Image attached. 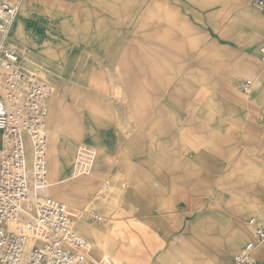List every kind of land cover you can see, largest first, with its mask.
<instances>
[{
  "label": "rangeland",
  "instance_id": "374dc122",
  "mask_svg": "<svg viewBox=\"0 0 264 264\" xmlns=\"http://www.w3.org/2000/svg\"><path fill=\"white\" fill-rule=\"evenodd\" d=\"M18 1L22 0H14ZM58 1L79 5L66 31L56 35L59 41L49 58L48 35L26 34L30 37L12 39L6 46L22 54L21 68L51 87L48 108L52 105L58 114L54 123L78 134L73 158L84 143L115 159L100 201L92 203L101 180H93L84 196L80 187L71 185L69 173L55 184L67 191V196L56 198L72 209H95L105 218L100 223L81 220L96 228L117 225L123 232L108 241L117 246L116 252L96 254L91 247V260L110 256L121 264H154L162 258L192 263L191 255H153L149 241L169 236V230L157 228L163 223L175 230L185 214L214 211L222 213L229 226L250 230V239L237 247L225 240L204 257L210 263L217 256L221 264H231L254 238L249 221L264 220V116L250 103L264 88V63L257 48L264 30L244 14L251 7L264 18L254 0H148V26L139 12L144 1L108 0L99 33L96 22L87 24L81 16L83 0ZM167 20L173 23L166 25ZM249 61L256 63L252 70L243 67ZM245 79L255 85L250 94L239 89ZM46 131L52 141L47 125ZM62 136L68 141L66 134ZM92 137L123 153L129 168L117 153L93 144ZM47 164L49 174L48 159ZM118 170L124 175L121 195L111 192ZM85 180L74 182L85 185ZM79 225L78 220L76 231L81 233Z\"/></svg>",
  "mask_w": 264,
  "mask_h": 264
},
{
  "label": "built area",
  "instance_id": "2783aa9c",
  "mask_svg": "<svg viewBox=\"0 0 264 264\" xmlns=\"http://www.w3.org/2000/svg\"><path fill=\"white\" fill-rule=\"evenodd\" d=\"M253 6L264 15V0H254ZM18 11V2L0 0V264H121L110 256L93 262L89 242L76 231L78 219L100 223L102 212L76 211L48 193L46 120L52 90L21 68L22 54L6 46ZM258 51L264 63V36ZM253 87L250 79L239 84L244 94ZM112 159L89 144L76 150L70 182L101 180L92 203L109 187ZM249 225L255 239L240 248L232 264H260L255 251L264 244V220L252 218Z\"/></svg>",
  "mask_w": 264,
  "mask_h": 264
},
{
  "label": "crops",
  "instance_id": "0c3cea01",
  "mask_svg": "<svg viewBox=\"0 0 264 264\" xmlns=\"http://www.w3.org/2000/svg\"><path fill=\"white\" fill-rule=\"evenodd\" d=\"M14 1V0H12ZM108 0H83L80 4L81 16H84L87 24H93L96 22L97 33L103 30L105 24V11L108 9V4H106ZM131 1H144L145 3L141 6L139 12L141 14V22H143L146 26H148V0H128ZM19 3V12L14 20L12 26L10 27V31L5 38V43L11 44L12 39L18 41H24L26 34H30L31 36L35 35H48L50 36L48 51H46V56L49 58L52 52V46L56 45V42L59 40V34L62 31H66L69 24L72 23V13L78 8V3L73 4L70 1H66L63 3L58 0H22L18 1ZM129 4V3H128ZM167 6H171V4H166ZM161 7L163 5L161 4ZM255 8V7H254ZM64 10V11H63ZM244 14L247 15L250 21L256 24L257 27L264 30V18L261 17L254 9L249 7L247 11H244ZM262 14V13H261ZM263 15V14H262ZM264 16V15H263ZM163 20V19H162ZM167 22V24H166ZM166 22H161L162 25H169L173 23V20ZM156 24V23H155ZM160 26V24H159ZM199 30V25H196ZM59 35V36H56ZM30 36H26L28 38ZM263 38V37H262ZM261 38V39H262ZM58 40V41H57ZM2 41V35L0 34V42ZM261 42V41H260ZM16 44H20L15 42ZM15 46V45H13ZM27 48L32 49L29 45H26ZM258 48V46H257ZM260 56V55H259ZM27 60L32 63H36V59H31L29 56L26 57ZM37 65H40L37 63ZM45 65V64H44ZM256 66L255 61H249L245 67L248 70L254 69ZM247 80V79H245ZM243 81V80H242ZM235 81L232 79L230 81V86L234 90ZM255 89V85L253 90ZM50 99V98H49ZM49 101V100H48ZM250 103L255 105L256 107L261 108L262 116H264V88L259 90V93L250 99ZM51 104V102H50ZM58 114L53 108L52 105L49 107V113L46 120V125L50 137H52V141H49L47 159L51 163L49 165V183L51 188L50 195L57 197L56 195L66 194V189H58L55 184L64 180L65 174L71 177L74 165L73 158V145L78 143V137L76 132H72L66 130L65 127L57 126V123L54 121ZM67 135L68 141H64L62 135ZM218 136H222L221 134ZM227 135H225L226 137ZM217 137V136H216ZM91 142L103 150L114 151L124 160V168L127 170L129 168V164H127L125 160V156L123 153L113 150L104 139H100L97 137H92ZM80 145V144H79ZM78 148V146H77ZM97 148V147H96ZM50 158V159H49ZM124 175H122L121 171L115 175V185L112 188V193L121 195L120 187L123 182ZM85 185L77 186L76 182H72L71 185L75 187H80L82 189L80 196L86 195L90 188L93 186L92 180H85ZM56 189H52L54 186ZM91 185V186H90ZM141 188V187H140ZM138 191V185H137ZM56 193V194H54ZM134 193V192H133ZM133 194H130L124 197L122 203L123 206H126L129 203V200L132 198ZM119 198V197H118ZM117 202V198H112ZM184 203L188 201L185 197L183 199ZM125 208V207H124ZM127 209V207H126ZM250 210H247L248 213ZM81 212V211H80ZM127 213V212H126ZM245 213V214H246ZM128 214V213H127ZM222 214V213H221ZM215 213L214 211H207L204 214H185L183 215L182 224L175 227V230H171L167 223H163L157 228L159 231H170L169 236L165 239L159 241L154 236L149 241V251L155 255L157 253L162 252L163 257L172 256V255H180L192 256V263L187 264H221L222 260L216 259L213 262H209L204 257H209V250L213 246L214 248L220 247L225 240H228L231 244L230 247H237V245L244 241L245 239H250L251 234L250 230L243 225H236L231 227L228 225L225 220L223 214ZM244 214V211H243ZM193 218L191 219V216ZM79 220V230L81 233H78L87 239H92L93 242H89L90 248L93 247L94 253L100 254L101 252H116L117 246L111 245L108 241L110 239H114L121 234L120 228L116 226L103 225L99 228L91 227L85 221ZM76 228V226H75ZM77 230V229H76ZM176 234L174 237L171 235ZM219 232V235L216 236V233ZM255 236L251 241H254ZM217 253V252H216ZM129 255V254H127ZM223 255L225 257L228 256V251L225 249L223 251ZM255 256L260 264H264V244H260L255 251ZM126 261L128 262L129 260ZM154 264H174L172 258H162V261L156 260L153 262ZM232 264V263H231Z\"/></svg>",
  "mask_w": 264,
  "mask_h": 264
},
{
  "label": "bare ground",
  "instance_id": "6f19581e",
  "mask_svg": "<svg viewBox=\"0 0 264 264\" xmlns=\"http://www.w3.org/2000/svg\"><path fill=\"white\" fill-rule=\"evenodd\" d=\"M51 96V94L48 96V98H47V103H48V99H49V97Z\"/></svg>",
  "mask_w": 264,
  "mask_h": 264
}]
</instances>
